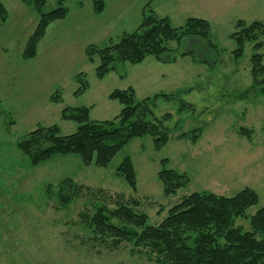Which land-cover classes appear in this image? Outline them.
<instances>
[{
  "label": "rangeland",
  "instance_id": "1",
  "mask_svg": "<svg viewBox=\"0 0 264 264\" xmlns=\"http://www.w3.org/2000/svg\"><path fill=\"white\" fill-rule=\"evenodd\" d=\"M0 1L9 17L0 21V264H158L145 250L133 255L125 243L116 248L111 239L97 238L87 217L100 205L126 204L158 226L173 206L196 192L233 197L245 188L255 190L259 204L236 222L250 231L249 218L264 208V95L257 83L264 75L258 80L253 75L254 43H245L236 57L239 46L231 35L238 21L264 23V0H96L104 2L101 7L93 0H44L45 13L60 2L69 12L49 26L32 60L23 59V52L38 24L36 11L27 0ZM150 9L175 28L190 18L205 20L211 33L170 43L163 58L175 59L172 63L149 56L138 65L119 63L99 80L98 61L90 62L88 48L119 43ZM79 74L89 89L76 96ZM129 88L138 101L175 97L159 98L153 106L156 118L169 116L164 122L169 141L162 149L146 136L132 140L106 168L87 166L77 155L32 166V155L47 144L21 148L30 133L57 125L62 135L74 134L77 124L62 119L65 108L86 107L91 121H111L123 106L110 94ZM57 92L61 102L53 103ZM242 129L252 130L251 138L240 135ZM127 157L136 170L135 190L117 174ZM163 160L189 179L168 197L158 177ZM61 194L70 197L68 204L60 202Z\"/></svg>",
  "mask_w": 264,
  "mask_h": 264
},
{
  "label": "trees",
  "instance_id": "2",
  "mask_svg": "<svg viewBox=\"0 0 264 264\" xmlns=\"http://www.w3.org/2000/svg\"><path fill=\"white\" fill-rule=\"evenodd\" d=\"M95 3L101 7L104 2ZM27 5L33 7L39 17L23 52V59L32 60L36 58L39 43L49 26L65 18L69 10L62 2L48 13L43 12L46 6L44 0H27ZM8 18V11L0 1V21L6 23ZM210 33V23L205 20L190 18L183 27L175 28L167 17L159 18L150 9L141 25L134 32L125 33L119 43L104 48L91 46L87 53L91 63L98 61L96 77L103 80L116 71L119 63L138 65L149 56L163 63H172L175 59L163 58L165 53L171 51L168 47L170 43L180 42L185 36L207 39ZM231 39L239 46L234 52L236 57L242 55L245 43H254L253 75L258 80V76L264 75V54L261 53L264 49V23L238 21L237 31L231 35ZM76 82L79 87L75 95L85 94L89 89L85 75H77ZM257 83L261 84L260 92L264 95V79ZM109 98L123 106L121 113L111 121H91L90 109L86 107L65 108L62 119L77 124L74 134L62 135L57 125L39 126L30 133L29 139L20 144L21 148L29 151L32 146L47 144V147L32 155V166L36 167L54 156L77 155L87 166L94 164L106 168L134 139L150 136L157 150L168 143V130L164 122L169 116L156 118L153 106L159 98L171 100L175 99L174 96L155 95L138 101L134 89L129 88L116 90ZM51 102L60 103V93L54 94ZM181 104L183 108H191L185 103ZM252 133L248 129L240 131V135L248 138ZM183 137L190 136L185 134ZM198 138L195 135L191 139L196 143ZM167 165L168 161L163 160V169L158 177L168 197L186 187L189 179L187 174L168 169ZM117 174L134 190L137 188L136 170L130 157L119 165ZM59 198L64 205L71 200L63 194ZM259 202V195L251 188H245L233 197L196 192L173 206L158 226L149 225L146 213L137 212L133 206L126 204H119L115 209L100 205L87 218L89 228L97 238L103 241L111 239V244L116 248L125 243L131 247L133 255H140L145 250L148 259L155 256L158 264H264V208L249 218L250 231L236 226L237 220L247 218L248 210Z\"/></svg>",
  "mask_w": 264,
  "mask_h": 264
},
{
  "label": "crops",
  "instance_id": "3",
  "mask_svg": "<svg viewBox=\"0 0 264 264\" xmlns=\"http://www.w3.org/2000/svg\"><path fill=\"white\" fill-rule=\"evenodd\" d=\"M96 0H93V2H95ZM105 9L107 10V7H105Z\"/></svg>",
  "mask_w": 264,
  "mask_h": 264
}]
</instances>
